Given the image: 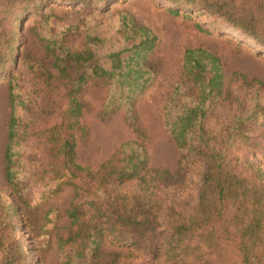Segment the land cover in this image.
<instances>
[{
    "label": "trees",
    "instance_id": "obj_1",
    "mask_svg": "<svg viewBox=\"0 0 264 264\" xmlns=\"http://www.w3.org/2000/svg\"><path fill=\"white\" fill-rule=\"evenodd\" d=\"M48 1L0 0V72L16 61L19 15ZM63 1L103 14L109 0ZM162 1L173 5L167 9L172 15L192 19L199 12L207 19L194 23L201 32L211 33L207 24H227L264 48V0ZM115 26L118 39L109 48L99 46L106 39L100 27L86 34L80 50L72 51L60 38H42L56 73L42 65L33 68L27 91L10 75L2 151L5 182L14 191L24 185L33 204L60 186L72 189L68 222L56 234L61 264H264V173L249 159L250 148L257 145L250 123L264 116V82L256 80L251 99L236 94L237 109L227 123L213 120L224 73L211 51H183L181 74L163 105L164 125L179 153L187 148L204 167L195 203L190 193L179 198L170 192L178 171L150 165L145 134L137 126L138 139L121 142L97 168L76 161L77 141L86 133L77 97L82 86L102 78L117 92L112 91L108 105L123 108L135 125L133 100L153 79L145 59L156 35L127 11L118 13ZM35 100L41 111L51 112L47 119L26 113ZM28 144L34 146L35 158L28 157ZM124 181L134 184L122 188ZM52 211L46 213L48 222ZM15 214L0 194V253L6 264H30L15 236ZM108 239L124 250H101Z\"/></svg>",
    "mask_w": 264,
    "mask_h": 264
},
{
    "label": "rangeland",
    "instance_id": "obj_2",
    "mask_svg": "<svg viewBox=\"0 0 264 264\" xmlns=\"http://www.w3.org/2000/svg\"><path fill=\"white\" fill-rule=\"evenodd\" d=\"M103 6L106 10L98 14L96 8L90 10L79 4L64 3L63 0H49L39 10L33 9L19 15L17 58L13 65H8L6 71L0 72V194L16 212L15 236L23 244L30 264H61L57 257L56 234L68 222L66 209L72 198V189L60 186L50 197L33 204L29 190L24 185H19L15 191L11 190L2 173L10 75H13L18 88L27 91L33 68L42 65L56 73L52 66L53 55L45 48L42 38H60L72 51L80 50L86 46V34H94L93 30L100 27L106 39L99 46L109 48L118 39L114 24H117L118 13L122 11L129 12L136 23L151 29L156 41L145 59V65L153 73V79L133 100L135 125L126 119L123 108L108 105L114 90L112 86L109 87L99 77L89 79L77 94L83 105L80 121L86 133L77 141L75 158L82 165L97 168L113 155L121 142L138 139L137 126L145 134L143 145L149 154L150 165L166 168L172 173L178 171L175 178L178 183L170 192L179 198L190 193L194 203L204 167L187 148L182 155L179 153L163 119L164 102L181 74L183 51L186 48L203 47L214 53L222 66L224 91L212 108L210 117L213 120L227 123L237 109L236 94L251 99L257 88L256 80L264 82V48L227 24L217 28L207 24L211 33L201 32L194 23L200 20L206 23L204 16H200L199 12L194 13L192 19L172 15L167 9L173 5L162 0H109ZM236 73H242L244 78L238 77ZM113 93L117 95L115 90ZM26 113L40 119H47L51 114L41 111L37 100L28 104ZM250 124L253 126L252 133L257 135V145L250 148L249 159L264 173V116L258 123ZM26 151L30 158L37 155L30 144ZM133 184L134 181H124L119 186L127 188ZM165 208L166 204L161 209L160 217L164 216ZM50 209H53L49 214L52 222H48L45 217ZM101 250L124 249L108 239L102 243ZM6 262L5 255L0 253V264Z\"/></svg>",
    "mask_w": 264,
    "mask_h": 264
}]
</instances>
